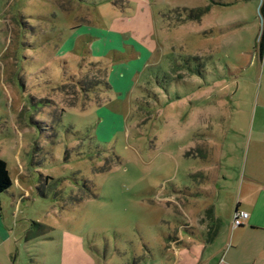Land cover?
Returning a JSON list of instances; mask_svg holds the SVG:
<instances>
[{
  "label": "rangeland",
  "instance_id": "rangeland-1",
  "mask_svg": "<svg viewBox=\"0 0 264 264\" xmlns=\"http://www.w3.org/2000/svg\"><path fill=\"white\" fill-rule=\"evenodd\" d=\"M258 8L0 0L2 216L27 264H174L207 238L244 160ZM92 65L119 85L65 95Z\"/></svg>",
  "mask_w": 264,
  "mask_h": 264
},
{
  "label": "crops",
  "instance_id": "crops-1",
  "mask_svg": "<svg viewBox=\"0 0 264 264\" xmlns=\"http://www.w3.org/2000/svg\"><path fill=\"white\" fill-rule=\"evenodd\" d=\"M256 61L257 79L251 99L249 134L241 170L234 181L233 190L229 191L228 203L231 206L224 219L217 216L216 207H208L206 215L211 225L206 226V230L204 224L207 238L195 240L187 248V254L179 253L183 260L177 258L174 264L180 261L182 264H264V41ZM111 84V89H114V84L119 85V81L115 79ZM11 190L12 186L0 196V264H27L18 251L20 246L9 244L12 241L7 228L8 221L6 223L2 216L3 205L8 207L14 199ZM220 198L219 193L217 202ZM237 211L246 213L248 218L242 226L233 228V216ZM28 247L24 245L23 250ZM17 257H20L19 261Z\"/></svg>",
  "mask_w": 264,
  "mask_h": 264
},
{
  "label": "trees",
  "instance_id": "trees-1",
  "mask_svg": "<svg viewBox=\"0 0 264 264\" xmlns=\"http://www.w3.org/2000/svg\"><path fill=\"white\" fill-rule=\"evenodd\" d=\"M250 1V0H249ZM254 1V0H253ZM259 3L258 13L261 18V33L258 40V51L261 50L264 41V0H255ZM78 77H73L62 83L60 87H64L65 95L77 98H87L88 94L101 93L111 90L105 69L102 65H92L91 68L80 71ZM71 91V92H69ZM70 93V94H69ZM73 105V103L71 104ZM11 187V180L6 164L0 160V196L5 194Z\"/></svg>",
  "mask_w": 264,
  "mask_h": 264
},
{
  "label": "built area",
  "instance_id": "built-area-1",
  "mask_svg": "<svg viewBox=\"0 0 264 264\" xmlns=\"http://www.w3.org/2000/svg\"><path fill=\"white\" fill-rule=\"evenodd\" d=\"M248 218V215L244 212L237 211L233 216L232 226L238 228L243 225V222Z\"/></svg>",
  "mask_w": 264,
  "mask_h": 264
}]
</instances>
